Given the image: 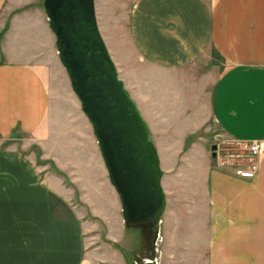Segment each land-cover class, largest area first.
Wrapping results in <instances>:
<instances>
[{
    "label": "crops",
    "instance_id": "0c3cea01",
    "mask_svg": "<svg viewBox=\"0 0 264 264\" xmlns=\"http://www.w3.org/2000/svg\"><path fill=\"white\" fill-rule=\"evenodd\" d=\"M32 1L0 0V32L14 11L0 39V264H127L122 246L109 242L135 239L148 228H128L81 107L70 126L80 122L85 129L54 140L45 75L62 63L45 9L22 8ZM120 1L95 0L102 35L103 7ZM127 22L125 33L116 23L121 56L112 58L132 98L133 55L144 68L141 114L157 147L167 200L160 224L166 223L169 245L162 259L264 264V0H134ZM206 65L217 73L202 72ZM204 133L216 143L258 140L263 150L237 166L216 162L219 154L206 150ZM20 136L29 139L27 149L40 145L45 158L56 151L70 182L33 151L8 144ZM251 166L252 176L237 174ZM171 179L181 185L177 191L167 185ZM101 225L110 241L102 240Z\"/></svg>",
    "mask_w": 264,
    "mask_h": 264
},
{
    "label": "water",
    "instance_id": "95a60500",
    "mask_svg": "<svg viewBox=\"0 0 264 264\" xmlns=\"http://www.w3.org/2000/svg\"><path fill=\"white\" fill-rule=\"evenodd\" d=\"M81 108L92 124L109 178L129 224L158 229L167 200L164 174L150 129L119 77L99 29L95 0H43ZM218 157V144L211 146Z\"/></svg>",
    "mask_w": 264,
    "mask_h": 264
},
{
    "label": "rangeland",
    "instance_id": "374dc122",
    "mask_svg": "<svg viewBox=\"0 0 264 264\" xmlns=\"http://www.w3.org/2000/svg\"><path fill=\"white\" fill-rule=\"evenodd\" d=\"M133 2L134 0H122V2L120 1L115 4H110V5L107 4L103 7L104 15H105L104 17L105 19H101V24H102L103 31H104L103 37L105 39V42L107 44V47L112 57L116 56L118 58L119 56L120 58L121 56V53L117 51L118 50L117 48L122 45V42L118 43L121 37L120 35L118 36V31H121V30H118L115 27L116 23L119 22V24L123 26V30L121 32L125 33L126 27L128 26L127 15L129 14V11L133 6ZM31 5H38L41 9L44 10L43 0H37L36 2H33V1L27 2L25 3V6H23L22 8L27 9ZM22 8H19V10H21ZM13 13H14L13 10L9 12V15L7 16L6 24L3 27L2 31L0 32V39H2L5 33L7 32V30L10 29ZM124 43L126 42L124 41ZM132 57L133 59H135V60H132L131 62V65H134V67L133 66H130V67H133L134 69L126 67L127 75L129 76V80H130L128 83V86L130 88H134L133 99L137 103L142 113L144 110L143 109L144 87H143V83L140 81L142 79L140 78V75L143 73L144 68L142 66L138 67L140 62L136 61V57L134 58V55ZM202 67H204L203 69H201L202 72L207 73L208 75L213 74V72L215 71L213 67L209 65L202 66ZM123 68H122V72H124ZM137 70H138V75H136ZM215 73H217V69L214 72V75ZM45 78L49 85V89H50L51 97H52L51 114L53 115L51 118V129H52L51 133L54 137V140L59 139L60 136L67 137L68 135L74 132V129H82V130L85 129V127L80 122H77L78 124L77 127L70 126V124L74 122V119H77L76 117H78L77 110L79 107H81V103L72 89L71 81H70L69 75L65 67L61 65L59 69H56V70L53 69L50 73L45 75ZM209 126H212L213 128L216 129L214 123L211 121L209 123ZM197 135L201 137V135H203V132L198 133ZM204 136L209 141L206 144V150L211 151V146L216 142L212 141L211 135L204 133ZM28 143H29V139L22 137V136H20L18 139H14L8 142V144H16L19 149H24L25 153L26 152L29 153L30 151H33L36 154L37 160L40 163L50 164V167L52 170L65 176L66 181L68 183L70 182L69 174H68L70 172L67 170L66 172L63 168H61L55 161V158H53L54 153L56 151L52 152L53 157L50 156L49 158H45L42 156V148H40V145L31 144V147L27 149V145H29ZM217 143L219 147L218 148L219 158L216 159V162L225 163V164L232 165V166L233 165L237 166L243 162L251 161L248 148L244 146H240L236 143L229 142L225 139H221ZM60 149L58 150L59 154L62 152L60 151ZM59 158H61L62 161H65L63 155L60 156ZM170 165H171V161L167 162V166H170ZM172 166H176V164L173 163ZM168 183H170L169 188L171 190L173 189L174 191L175 190L177 191V189H179V187L181 186L177 182H175V180L173 179L167 180V185ZM88 214L91 216L90 212ZM130 225L131 224L127 225L129 226L128 227L129 229H130ZM138 225H136V227ZM140 226L143 227L144 225H140ZM165 226H166V223L165 224L161 223L160 226L158 227L160 231V235L164 242L161 240L156 242L153 237V233L150 232V230L141 229L140 233L137 235L135 239H133V237L131 238L126 237L125 240L120 243L109 242L110 244L109 246L115 249H118L119 246H122L123 248L122 253L126 258L127 264H171V260H168L167 258L162 259L163 249L169 245L168 243L169 237L167 236ZM100 227H101L100 229L103 230V234H104V238H102V240L110 241L105 237V234L107 232L106 226L101 225ZM150 233L152 234L151 237L149 236ZM151 241H152V244H151ZM98 243H101L100 239H98ZM188 263L191 264V260H189Z\"/></svg>",
    "mask_w": 264,
    "mask_h": 264
},
{
    "label": "built area",
    "instance_id": "2783aa9c",
    "mask_svg": "<svg viewBox=\"0 0 264 264\" xmlns=\"http://www.w3.org/2000/svg\"><path fill=\"white\" fill-rule=\"evenodd\" d=\"M237 144L242 146L243 142L238 141ZM244 147L248 148L249 155L251 157L258 156L263 150V144L261 141H258V140H253V141H250L248 143H244ZM254 168H255V166L248 167L247 169L238 168L237 174H239L241 176H252L254 173V170H255Z\"/></svg>",
    "mask_w": 264,
    "mask_h": 264
},
{
    "label": "flooded vegetation",
    "instance_id": "af4514ba",
    "mask_svg": "<svg viewBox=\"0 0 264 264\" xmlns=\"http://www.w3.org/2000/svg\"><path fill=\"white\" fill-rule=\"evenodd\" d=\"M146 227H147V224H146ZM149 230L153 233V237H154L155 241L158 242L160 240V237H161L159 229H154V230L149 229Z\"/></svg>",
    "mask_w": 264,
    "mask_h": 264
}]
</instances>
